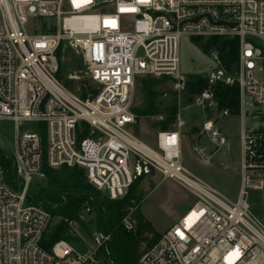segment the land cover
Returning <instances> with one entry per match:
<instances>
[{
	"label": "built area",
	"instance_id": "built-area-1",
	"mask_svg": "<svg viewBox=\"0 0 264 264\" xmlns=\"http://www.w3.org/2000/svg\"><path fill=\"white\" fill-rule=\"evenodd\" d=\"M181 36L238 39L229 69L214 50L219 68L202 78L206 87L191 103L215 104L212 86L236 83L240 111H246L245 95L264 104V80L257 74L264 76V0H0V118L14 123V151L4 156L16 175L14 186L0 164V264H87L103 256L109 235L101 231L82 253L65 240L44 247L55 217L31 203L29 194L33 177L45 178L43 158L53 169L81 167L109 199L121 198L151 172L192 193L193 203L136 264H264V222L247 201V190L264 187V129L241 127L234 199L182 165L180 120L172 130L155 132L156 148L133 132L135 80L177 74ZM65 45L86 68L91 86H83V97L56 77L57 51ZM23 122L34 123L35 132L22 131ZM132 211L122 219L127 231L134 229Z\"/></svg>",
	"mask_w": 264,
	"mask_h": 264
},
{
	"label": "rangeland",
	"instance_id": "rangeland-1",
	"mask_svg": "<svg viewBox=\"0 0 264 264\" xmlns=\"http://www.w3.org/2000/svg\"><path fill=\"white\" fill-rule=\"evenodd\" d=\"M204 45L205 39L203 38L181 36L177 44L179 58L177 74L138 76L135 80L131 96V108H145V90L146 86L150 85L155 100L154 104L158 108V111L165 109L169 105L173 95H175L178 105V120H181V124L177 127L179 131H184L192 126H197L201 129L202 122H205L207 119L215 121L217 117V121L211 130L201 131L198 148L201 151H212L216 149L215 157H211L210 160L213 164L217 165V176L224 172L226 175L239 178L241 127L243 126L245 130L264 129V104L254 103L249 96L245 95L243 97V108L246 111H240L239 114L221 115L216 113V104L214 103L203 107L189 102V99L192 98L196 91H189L187 88L188 82L196 78H203L208 72L216 71L219 68V64L214 57V49L204 51ZM58 62L60 64L61 76L63 80L68 81L69 87L67 88L71 91H77L81 84L83 86H91V83L88 81L86 68L78 52L65 45L60 49ZM259 62L256 60V65ZM257 74L264 80V76L259 71H257ZM208 109L211 110L210 115L205 113ZM159 118V115H153L140 117L139 119V133L137 136L152 148H156V139L155 131L150 129L149 124L151 121L158 120ZM20 129L22 131L35 132L36 126L34 123L23 122ZM216 129L225 137L223 141L214 137L212 131ZM13 142L14 123L11 120L0 118V153L8 157L11 156L14 151ZM223 176H219L223 180H221V185H225L229 190H233V186L230 187L229 183L224 184L226 179ZM159 177L158 173L151 172L149 176L142 178L137 185L136 194L143 197L146 191L152 186V183L156 182ZM44 184V180L33 177L29 186V194H35ZM263 194L264 187L261 189L247 190V201L251 211L264 222ZM169 197L171 198L168 199L169 203H165V207L163 204L160 206L163 209L159 206L157 208V205L155 206L151 201H146L143 206L145 208L147 206L149 212H153L160 217L161 223L158 226L160 227L158 228L159 230H161L162 223L166 222V218L172 210L179 209L181 205L186 204L188 201L192 203L195 198L192 193L182 187L174 190ZM164 210H166V213L163 212ZM79 219L83 222L84 226H80L72 221L67 230V238L62 240H65L73 248L82 253L93 246L92 236L98 229L96 228L95 216L92 211L83 209L80 212ZM57 220L55 217L52 224ZM140 249H144V244H141ZM102 257L96 258L93 262L88 261L87 264H108L107 260Z\"/></svg>",
	"mask_w": 264,
	"mask_h": 264
},
{
	"label": "trees",
	"instance_id": "trees-1",
	"mask_svg": "<svg viewBox=\"0 0 264 264\" xmlns=\"http://www.w3.org/2000/svg\"><path fill=\"white\" fill-rule=\"evenodd\" d=\"M214 49L217 58L225 69H229L238 55V39H208L204 45V51ZM60 49L57 51L59 58ZM56 77L69 87L67 80H63L60 73V64ZM206 87L202 78H196L187 84L189 91H200ZM76 93L84 96V87L81 84ZM212 95L216 109L220 113L227 110L228 114H239L238 86L236 83L226 85L216 83L212 86ZM144 98L146 106L144 109L131 108L136 114L133 124V132L139 133L140 117L159 115L158 120L150 122V129L166 131L175 128L178 105L175 95L165 109L158 111L151 86H146ZM44 133L41 132L43 143ZM0 164L6 170V177L15 186V172L11 166V159L0 153ZM42 172L44 174V186L40 187L35 194H30V201L40 205L51 213L53 217H60L52 224L46 232L43 245L50 249L58 240L67 238L69 223L74 221L84 226L79 219L80 212L88 208L95 216V224L98 231L109 235V240L100 248V253L108 264H136L144 248L152 245L160 236L154 230L151 223L141 214L139 205L142 197L136 194V188L142 178L134 180L128 187L126 193L117 199H109L101 191L88 183L85 172L78 166L62 165L57 169L50 168L42 159ZM129 208H132V217L135 221L134 229L127 231L122 225V219Z\"/></svg>",
	"mask_w": 264,
	"mask_h": 264
},
{
	"label": "crops",
	"instance_id": "crops-1",
	"mask_svg": "<svg viewBox=\"0 0 264 264\" xmlns=\"http://www.w3.org/2000/svg\"><path fill=\"white\" fill-rule=\"evenodd\" d=\"M209 109L208 111H205V113L210 115L211 110ZM216 113L220 114L217 111V109H216ZM177 119H178V112H177ZM216 121H217V117L215 121L207 119L205 122H202L201 129L197 126H192L184 131L177 130L180 135L181 162H182V165L190 173H192L194 176H196L201 181H203L207 186L216 190L217 192L227 197L228 199H234L237 195V191L239 187V178L226 175V173L223 172V174H220L219 176L222 177V175H224L223 177L224 179H226V181H224V184L229 183L230 187L233 186L234 189L229 190L225 185L222 186L221 185L222 179L219 176H217V165L213 164L212 161L210 160L211 157H215L216 149L212 151H208V150L201 151V149L198 148L199 136L202 133L201 131L205 132V131L211 130L214 124L216 123ZM204 123H206L207 125L206 129H204L203 127ZM217 132L220 136L225 138L220 133V131L216 129L212 131L216 139H217ZM180 187L181 186L178 185L176 182L170 179H163L160 176L156 182L152 183V186L150 187L149 190L146 191V193L143 195L140 201L139 209H140L141 214L151 223L154 230L158 232L159 234L160 232H163L164 230H166L174 222H176L193 202L191 203L188 201L186 204L181 205L179 209L172 210V212H170V215L168 214V217L166 218L167 219L166 222L162 223L161 230L158 229L160 228L158 226L161 223L160 217L157 216V214L153 212L152 213L149 212V209H147V206L146 208L143 206L146 203V201H151L155 206L157 205V208L162 206V204L164 206L165 203L166 204L169 203L168 199L170 198L169 196H171L173 191L177 190ZM165 211L166 210H164L163 212L166 213Z\"/></svg>",
	"mask_w": 264,
	"mask_h": 264
},
{
	"label": "water",
	"instance_id": "water-1",
	"mask_svg": "<svg viewBox=\"0 0 264 264\" xmlns=\"http://www.w3.org/2000/svg\"><path fill=\"white\" fill-rule=\"evenodd\" d=\"M262 72H263V74H264V66H262Z\"/></svg>",
	"mask_w": 264,
	"mask_h": 264
}]
</instances>
